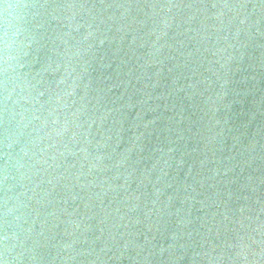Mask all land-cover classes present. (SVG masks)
Segmentation results:
<instances>
[{"label":"water","instance_id":"1","mask_svg":"<svg viewBox=\"0 0 264 264\" xmlns=\"http://www.w3.org/2000/svg\"><path fill=\"white\" fill-rule=\"evenodd\" d=\"M28 2L0 264H264L262 0Z\"/></svg>","mask_w":264,"mask_h":264},{"label":"clouds","instance_id":"2","mask_svg":"<svg viewBox=\"0 0 264 264\" xmlns=\"http://www.w3.org/2000/svg\"><path fill=\"white\" fill-rule=\"evenodd\" d=\"M36 6L28 0H0V62L3 63L5 75L4 87L11 97L15 91L19 75L17 69L26 55L27 24L36 15ZM9 209L6 215H10ZM16 233H6L4 236L5 254H10L15 248L13 240Z\"/></svg>","mask_w":264,"mask_h":264},{"label":"snow or ice","instance_id":"3","mask_svg":"<svg viewBox=\"0 0 264 264\" xmlns=\"http://www.w3.org/2000/svg\"><path fill=\"white\" fill-rule=\"evenodd\" d=\"M76 5H74V4H67V5H57V7H69V8H71V7H75ZM152 7H157V5H151ZM166 6H168V5H159V7H166ZM172 7H175V5H171ZM261 8H262V10H264V0H262V3H261ZM109 7H111V5H109ZM211 7H213V8H215V7H217V5H211ZM241 7H247V5H241Z\"/></svg>","mask_w":264,"mask_h":264}]
</instances>
